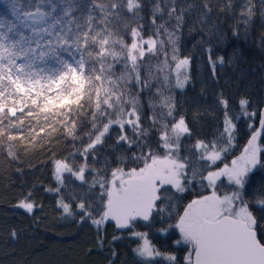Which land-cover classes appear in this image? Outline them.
Masks as SVG:
<instances>
[{"label": "snow or ice", "instance_id": "obj_1", "mask_svg": "<svg viewBox=\"0 0 264 264\" xmlns=\"http://www.w3.org/2000/svg\"><path fill=\"white\" fill-rule=\"evenodd\" d=\"M5 7L15 18L0 19V147L6 145L10 158H15L13 141L34 145L44 138L40 133L51 137L62 132L83 142L77 129L87 120L92 130L82 149L71 154V162L68 157L52 162L60 187L65 173L80 181L81 193L73 198L81 221L98 229L108 221L117 229H134L137 221L151 224L167 215L168 227L158 231L179 233L175 243L188 246L184 264H264V240L258 238L256 219L244 200L250 174L264 167V112L243 150L227 162L237 133L228 100L218 97L224 109L222 131L210 141L196 138L192 143L193 130L184 115L177 118L171 93L190 81V58H181L178 48L186 14L195 12L202 26L215 28L208 0L202 7L188 0H154L147 38L140 22L143 0H28L23 5L5 0ZM226 7L231 11L232 0ZM253 10L248 0L241 8L242 23L251 21ZM207 51L215 77L217 64L225 59H213L212 49ZM161 55L163 60L150 63ZM117 64L123 65L119 75ZM153 90L148 97L151 123L145 127L141 94ZM248 104L239 100L241 112L255 116ZM114 127L119 129L116 145H127L125 154L116 158L115 167L107 160L103 168L90 166V157L99 162L98 146ZM77 156L83 158L78 167ZM196 184L209 194L192 199L181 212L180 199ZM225 187L230 190L221 194ZM57 206L73 215V206L63 199ZM16 207L31 214L35 205L25 197ZM131 235L141 241L133 249L141 264L157 258L176 264L177 258L156 249L147 233L133 230ZM11 236L16 238L15 230Z\"/></svg>", "mask_w": 264, "mask_h": 264}, {"label": "trees", "instance_id": "obj_2", "mask_svg": "<svg viewBox=\"0 0 264 264\" xmlns=\"http://www.w3.org/2000/svg\"><path fill=\"white\" fill-rule=\"evenodd\" d=\"M20 2L23 5L28 0ZM188 2L201 7L203 4V0ZM153 3L154 0H143L140 22L144 25L145 38L151 34ZM208 3L212 8L211 24L215 26L212 30L209 25L202 26L198 22L195 12L186 14V23L179 32L178 48L181 58H190V81L184 90L173 88L171 93L177 105V118L184 115L193 130L192 143L196 138L210 141L222 131L224 109L219 105L218 97L222 94L228 100L229 114L237 127L235 147L227 156V162H230L243 150L252 130L260 127V114L264 112V0H251L253 16L246 25L241 22L240 12L248 0H232L231 11L226 7L227 0H208ZM3 18L15 22L5 7V0H0V19ZM234 29L236 35H233ZM209 48L212 49L213 59L219 56L225 59L223 65L217 64L215 77L208 62ZM157 59L163 60L164 57H152L150 63L154 65ZM122 71L123 65L117 64L116 74ZM129 87L135 94L136 89L131 85ZM149 95H154V90L153 93L145 91L141 94L145 127L151 123L147 119L151 114ZM241 98L249 101L248 112H255V116L243 115L239 106ZM249 124L252 129L248 127ZM91 130L89 121L80 123L77 135L83 142L80 139L73 140L62 132L53 133L51 137L40 133L44 138L34 145L13 141L16 145L15 158L8 156L6 145L0 147V264H141L133 251L141 241L131 235L133 230L147 233L156 249L174 255L176 264H184L188 246L175 243L180 239L179 233L175 229H169L164 234L158 231L160 227H168L165 222L168 220L167 215L164 220L156 217L151 224L137 221L134 229H117L112 221L98 229L91 221H81L79 210L75 207L77 200L73 198L81 193L80 181L65 173L64 186L60 187L53 175L52 162L65 157L71 162V154L82 149L88 139L86 133ZM118 132L119 129L114 127L105 137V143L98 146L96 152L99 162L92 161L90 157V166L103 168L105 160L110 162V167L116 166L114 161L125 154L124 149L127 148V145L123 148L116 145ZM260 143L264 145V134ZM127 155L130 156L131 152ZM81 162L82 157H75L74 166L78 167ZM88 179H92L91 175ZM223 183L227 185L226 180ZM58 187L59 192L55 191ZM227 190L230 189L221 188V194ZM209 192V189L201 188L199 184L190 187L180 199V211L192 199ZM25 197H29L35 205L31 214L16 207ZM61 199L73 206V215L66 216L63 209L57 206ZM244 200L256 219L258 238L264 240V205L260 203L264 200V167H258L250 174ZM13 230L17 233L15 239L11 236ZM153 264L169 262L157 258Z\"/></svg>", "mask_w": 264, "mask_h": 264}, {"label": "rangeland", "instance_id": "obj_3", "mask_svg": "<svg viewBox=\"0 0 264 264\" xmlns=\"http://www.w3.org/2000/svg\"><path fill=\"white\" fill-rule=\"evenodd\" d=\"M209 194V193H208ZM207 195V194H206Z\"/></svg>", "mask_w": 264, "mask_h": 264}]
</instances>
